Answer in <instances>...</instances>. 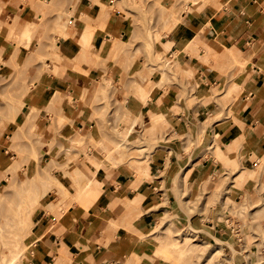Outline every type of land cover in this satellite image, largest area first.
Segmentation results:
<instances>
[{
    "label": "rangeland",
    "instance_id": "rangeland-1",
    "mask_svg": "<svg viewBox=\"0 0 264 264\" xmlns=\"http://www.w3.org/2000/svg\"><path fill=\"white\" fill-rule=\"evenodd\" d=\"M20 1L23 7L30 4L35 9L34 20L27 21L21 15L24 10L15 7L18 14L9 21L11 17L0 3V225L30 209L35 222L39 221L36 234L43 238L35 243L31 256L29 248L15 264H54L57 248L63 243L68 246L65 264H202L213 250L212 264H233L234 259L245 260L246 255L253 258V264L264 257V237H258L264 228V175L258 174V157L248 148L235 153V143L228 146V154L223 153L222 142L212 128L214 121L232 115L235 94L231 86L242 72L231 74L230 82L210 85V103H205L209 111L204 113V128L210 133L205 135V144L202 133H196L192 140V125L176 123L171 113L172 120L167 119L172 129L170 140L179 124L181 134L189 135L179 138L182 151L187 155L198 147V152L193 158L191 153L187 158L179 156V161L164 172L158 171V158L162 155L160 142L167 137L151 138L148 127H158L166 117L149 121L123 107L124 95H133L145 104L153 100V89L167 93L173 85L183 90L187 108L196 105L199 82L181 74L174 63L177 52L171 57L170 46L165 49L162 42L182 22L183 12L199 11L215 0ZM195 3H200L199 7L195 8ZM90 5L124 16L126 34L105 40L104 49L109 48L110 53L106 58L92 54L91 63L78 57L69 60L72 72H61L65 70L56 65L63 63L64 56L59 57L61 48H56L55 42L66 39L65 32L67 38L73 37L91 23L78 13L91 12ZM97 15L101 17V12ZM71 16L74 21H70ZM87 26L84 28H89L90 35L94 34L95 29ZM31 52L34 55L27 62ZM82 62L105 73L101 77L83 73ZM236 66L244 71V63L236 62ZM71 75L88 78L79 84L84 88L80 95L58 89V83L70 80ZM137 86H143L147 93L144 99L136 95ZM43 93L49 98L44 107L49 120L37 109L32 125L26 124L27 114L33 110L30 98ZM81 114L88 120H79ZM241 145L245 146V141ZM144 175L143 201L127 216L115 220L112 237L91 241L88 224L102 204L101 200L92 206L96 196L110 193L112 184L124 193L123 182L136 179L137 183ZM28 179L29 185L23 187L21 182ZM146 183L152 184L150 188ZM111 209H100L102 216L107 217ZM112 219L108 217L109 224ZM185 234H190V242L184 245ZM215 239L222 242L216 245ZM159 240L200 249L177 259L176 253L167 256L152 250ZM109 253L117 256L108 257ZM132 256L134 261H130Z\"/></svg>",
    "mask_w": 264,
    "mask_h": 264
},
{
    "label": "crops",
    "instance_id": "crops-1",
    "mask_svg": "<svg viewBox=\"0 0 264 264\" xmlns=\"http://www.w3.org/2000/svg\"><path fill=\"white\" fill-rule=\"evenodd\" d=\"M0 3L2 9L11 17V20L8 19L9 21H12L14 15L18 14L14 11L15 7L19 11L24 10L21 15L23 14L22 16L26 17L27 21L35 19L36 11L30 4L23 7L20 0H0ZM99 6L101 5H98V7L90 5L89 7L92 10L86 14V21H91L88 24L95 29L94 34L90 35L89 32V37L86 39L87 47H91L89 51L85 50L82 55L83 48L79 46V43L84 40L81 37L83 28H80V32L73 37L56 40L58 47L62 49H60L59 55L60 57L64 56L62 65H56L58 69L61 67L65 70H61V72L71 71L72 66L69 60L78 57L90 59L91 63L93 61L92 54H100L102 58H106L109 55V48L104 49L105 40L109 42L112 35L117 38L119 35L123 37L126 34L125 17L119 14L111 15L109 11L105 12L103 6L100 8ZM188 7L191 8L192 6L188 5ZM99 12H101V17L97 15ZM181 21L168 34V39L163 44L170 46L171 57L177 52V56L174 58L175 61H172H174L181 74L192 77L193 81L199 82V85H196L198 93L194 96L197 101L196 105L187 108L183 90L180 86L174 85L168 89L167 93L161 89H153L150 92V96L153 95V100H146L145 104H142L133 95L123 96L124 109L134 112L136 116L140 114L149 121L160 115L166 117V121L164 119L165 123L158 125V127L155 125L152 128L148 127L151 138L167 137L165 141L160 142V145L162 144V155L158 158L160 162L158 163V171L169 170V167L179 161V156L187 158L186 156L191 153V158H193L198 152V147L194 148L193 145L192 151L188 152L187 155L182 151L183 142L179 138H186L189 135L186 133L181 134L182 130H180L179 124L177 131L174 132V138L170 140L169 134L172 133V129L168 125V120H172L171 113H173V117L177 118L176 123L183 121L186 125L188 123V126L192 125V140L196 133L199 135L202 133L204 137L203 144H205V135L210 133L208 127L204 128L206 122L204 113L209 111L208 104L205 103H210V85H220L223 81L230 82L231 74L234 75L240 72H242L241 76L237 77L234 81L235 85L231 86L235 94V99L230 105L232 115L230 117L225 115L224 119L214 121L212 128L215 129L218 140L222 142L220 148L223 153L228 154V146L235 143V153H239L241 148L242 150L248 148L256 157H264V0H215L208 5H203L199 11L193 13L183 12ZM236 62L245 64L244 71L238 69ZM89 67L86 63L82 62L80 64V68L83 71H89L92 76L101 77L105 73L101 68L92 69ZM85 79L88 78L71 75L70 80L58 83V89L63 92L69 90L73 94L80 95L83 87H80L79 84H82ZM70 85L74 87L69 89ZM189 91L188 88V98ZM48 99L47 94L43 93L42 97L32 96L29 102L32 103V107L35 106L37 109H41V115L44 114L45 117H48L50 114L45 109L48 105ZM198 104H200V111L196 109ZM83 116L84 114H81V117L78 115L77 118L81 121L88 120ZM47 119L49 120V117ZM243 141L246 145L240 146ZM201 160L196 161L193 165L201 162ZM166 163H168V166H166ZM152 173L150 172V178ZM154 177L156 178V176ZM144 178H147V176H141L137 183L136 179L123 182L121 185L127 189L124 193L117 192L119 188L112 184L109 188L110 193L103 195L100 193L96 196L92 206L101 200L100 203L102 204H100L98 210L92 213L88 224L91 241L94 243L98 240L104 242L112 237L115 220L127 216L135 205L143 201L145 188H143L142 180ZM146 185L150 188L149 186L152 184L146 183ZM129 196H132V199H129ZM102 205L103 208H113L111 209L112 213L110 211L107 217L102 216L100 211V209H103ZM108 217L114 218L111 220V224H109ZM73 219L76 218L73 216ZM33 246L35 244L30 247L29 256L33 254ZM67 247L63 243L60 248H57L58 255L55 257L54 264H65L67 261ZM107 255L108 257L117 256L115 253ZM233 264L251 263L246 259L236 258ZM253 264H264V257Z\"/></svg>",
    "mask_w": 264,
    "mask_h": 264
},
{
    "label": "bare ground",
    "instance_id": "bare-ground-1",
    "mask_svg": "<svg viewBox=\"0 0 264 264\" xmlns=\"http://www.w3.org/2000/svg\"><path fill=\"white\" fill-rule=\"evenodd\" d=\"M86 5L88 4V3H85ZM125 4H126V2H125ZM194 5H196L195 6V8H197V7H199V5L200 4H198V3H195ZM127 6V5H126ZM85 12V11H84ZM79 14H82V15H84V17H86V14H87V12H85V13H83L82 11H80L79 12ZM70 18V21H74V17L73 16H71V17H69ZM173 24L171 23V26H169V27H173L172 26ZM14 26V25H13ZM12 26V27H13ZM84 26H86V27H88L87 26V24H85ZM84 26H83V29H82V35H81V37L84 39V40H82L81 41V44H82V48H83V52H82V55L85 53V50H86V48H87V43H86V39H87V37H89V28H84ZM168 27V28H169ZM29 28V27H28ZM27 28V29H28ZM27 29L25 30V31H27ZM30 29V28H29ZM170 29V28H169ZM168 29V30H169ZM167 31V30H166ZM12 32V31H11ZM27 32H29V31H27ZM23 33V32H22ZM65 33H67L68 34V32H65ZM158 33V32H157ZM27 35V34H29V33H26V32H24V35ZM67 34H65L66 36H65V38H67V36H69V35H67ZM70 34V33H69ZM25 35V36H26ZM158 35V34H157ZM163 36V35H162ZM159 37H161V34H160V36ZM154 40H157L156 38L154 39ZM28 44H30V43H27L25 46H27ZM162 44H163V42H162ZM62 45V44H61ZM38 46H41L42 47V45H38ZM55 46H56V48L58 47V45H57V42H55ZM116 46H117V43L114 45V47L112 48L113 49V51L114 50H116ZM62 47V46H61ZM66 47V46H65ZM169 46H166L165 45V49L166 48H168ZM38 48V47H37ZM59 48V47H58ZM64 48V47H63ZM38 50H40V48L38 49ZM56 50H58L59 51V49H56ZM62 50V49H61ZM168 50V49H167ZM50 51H52V50H50ZM34 52H36V51H33V53ZM56 52V51H55ZM54 52V53H55ZM110 52H112V50H110ZM52 52H50L49 53V56H52V55H50ZM30 54H32V52L31 53H29V58L27 57V62H29L30 61V59H31V57L34 55H30ZM110 54V53H109ZM31 56V57H30ZM59 57H60V55H59ZM96 57H97V55H96ZM51 58V57H50ZM61 58V57H60ZM40 60L42 59V58H39ZM45 60V59H44ZM43 60V61H44ZM97 62V61H96ZM41 63V62H40ZM42 64V63H41ZM46 65H48V64H46ZM49 66H47V69H49L48 68ZM75 67V66H74ZM61 68V67H60ZM79 69V68H78ZM77 69V70H78ZM60 70V69H59ZM82 71H83V69H81ZM81 70H78L79 71V73L81 72L82 73V71ZM48 71V70H47ZM86 72H87V70H85ZM85 71H83V73H86ZM49 72H51V71H49ZM88 73V72H87ZM52 74V73H51ZM84 75V74H83ZM54 76V75H53ZM52 76V77H53ZM82 76V75H81ZM85 76H87V75H85ZM55 77V76H54ZM80 79V78H79ZM145 81V80H144ZM142 83H143V80H142ZM140 85V84H139ZM141 85H143V84H141ZM138 87V89L136 90L137 91V94L136 95H138L141 99H144V95H146L147 93L145 92V90H144V88H143V86H137ZM85 91H86V89H85ZM85 95V92H83V96ZM82 95H81V97H83ZM85 97V96H84ZM82 100V99H81ZM83 105V104H82ZM32 109V111L29 113V114H27V117H26V124H29V125H32V120L31 119H33V117H36V114H37V108H35V107H31ZM34 115V116H33ZM159 118L160 117H162L161 115L160 116H158ZM158 117H156V118H158ZM155 118V119H156ZM158 118V119H159ZM52 122H54L53 120H52ZM25 124V125H26ZM34 124V123H33ZM53 124V123H52ZM80 131V130H79ZM78 132V131H77ZM128 135V134H127ZM77 143H78V141H77ZM258 160H259V162H260V164H259V171H258V174H262L263 173V175H264V157H262V158H258ZM10 166V165H9ZM21 167V166H20ZM13 172H16V171H13ZM24 173V172H23ZM26 173V172H25ZM15 177H17L16 176V174L15 173H12ZM24 175V174H23ZM22 175V176H23ZM26 175V174H25ZM18 179V178H17ZM58 184H60V180H59V178H57L56 176H54V178H53ZM24 180H25V177H24ZM24 182L26 183L25 185H24ZM22 184H23V187L24 186H26V185H29V183H30V180L28 179V181H23V182H21ZM21 184V185H22ZM23 189V188H22ZM256 189V188H255ZM24 191H27L28 190V188L27 187H25V189H23ZM0 197H1V195H0ZM256 197H254V199H255ZM85 199H89V197H86ZM30 209H28L27 211H25V209L22 211V212H20V213H17V215H15L12 219H11V221L8 223V224H6V225H4V226H1L0 225V264H15V263H17V261L23 256V255H25V252L27 251L28 252V249L32 246V245H34L37 241H39V240H41L43 237V235L42 236H40V235H38V234H36V227H37V225H38V223H39V221H36L35 222V220H34V218H33V215L32 214H30V211H29ZM255 211V213H256V210H254ZM263 224V223H262ZM52 227V226H51ZM189 227H190V229H191V232H194L195 230H193L192 229V227L189 225ZM49 229H51V228H49ZM260 231L261 232H259L258 233V237L259 238H261L262 239V237H264V228H262L261 227V229H260ZM45 232V231H44ZM45 234V233H44ZM189 235L190 234H185V236L183 237V239H182V244H187V243H189L190 242V237H189ZM158 239H160V238H158ZM161 240V239H160ZM159 240V241H160ZM193 241V240H192ZM222 241L221 240H219V239H215V243H216V245H219V243H221ZM180 243V242H179ZM184 244V245H185ZM200 248H199V246H196V245H192V246H190V247H186V246H179V244L177 243V242H162V241H160L158 244H157V247L155 246V247H152V250L153 251H155V253L156 252H158V251H160L162 254H167V256H168V253H170V255H171V253H176V257L175 258H177V259H181V258H184L186 255H188L187 254V252H189V251H197V250H199ZM214 251V250H213ZM212 251V252H213ZM26 252V253H27ZM212 252H210V254L206 257V260L202 263V264H212V258H213V256H214V254L212 255ZM136 256V255H135ZM132 258H134L133 256L130 258V261H134L135 259H132ZM132 259V260H131ZM246 259H248L249 260V263H251L252 264V262H254L253 261V258L251 257V258H249V256L248 255H246ZM255 259V258H254ZM139 260V259H138ZM135 263V262H134ZM127 264H129V263H127ZM133 264V263H132Z\"/></svg>",
    "mask_w": 264,
    "mask_h": 264
}]
</instances>
